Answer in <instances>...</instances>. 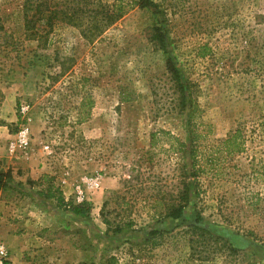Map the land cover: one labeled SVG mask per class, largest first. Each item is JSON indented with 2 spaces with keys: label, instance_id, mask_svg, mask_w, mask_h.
<instances>
[{
  "label": "rangeland",
  "instance_id": "rangeland-1",
  "mask_svg": "<svg viewBox=\"0 0 264 264\" xmlns=\"http://www.w3.org/2000/svg\"><path fill=\"white\" fill-rule=\"evenodd\" d=\"M26 1L0 0L4 264H264V0H103L128 4L103 34L59 22L47 42L27 37ZM158 28L166 49L152 40ZM21 103L32 131L22 155L8 148ZM161 129L184 150L161 133L153 145ZM238 131L244 150L229 153ZM95 174L101 187L89 191L83 178ZM78 184L89 218L40 195L59 187L70 201ZM181 203V217L161 216ZM154 229L164 232L156 247Z\"/></svg>",
  "mask_w": 264,
  "mask_h": 264
},
{
  "label": "trees",
  "instance_id": "trees-1",
  "mask_svg": "<svg viewBox=\"0 0 264 264\" xmlns=\"http://www.w3.org/2000/svg\"><path fill=\"white\" fill-rule=\"evenodd\" d=\"M139 2L142 7H153L155 9L159 7V4L154 0H140ZM127 6L128 4H125L122 1L108 3L103 0H36L34 2L27 0L24 4V30L30 40H43L47 42L49 41L50 32H47L46 29L50 28L52 31L56 26V23L63 22L82 28V34L88 39H93L92 37L103 34L105 30L120 20L125 15ZM0 29L4 30L5 27L0 25ZM166 38L167 34L160 28H158L152 35V40L162 49H166ZM167 69L182 92V106L186 109V91L188 90V87L183 81L175 62L170 57L167 60ZM189 115L190 117H193L194 110L190 111ZM160 133L173 138L177 142L179 141V139L169 131L161 129L160 131L151 134L153 145L156 144L157 137ZM239 138L240 132L238 131L226 140L225 145L227 146L229 153L242 152L244 150V143L243 141H239ZM178 143L180 149L184 150L186 144L184 142ZM191 154L193 160H195V151L192 150ZM195 162L196 161L193 163V177L198 175ZM8 177L9 175L7 173L0 172V189L5 190L9 187ZM185 191L182 200L188 201L189 197ZM40 195L49 200L55 199L58 207L62 209H70L74 214L82 218H89L91 215L92 204L90 199L80 204H76L73 199L66 201L62 190L59 187L53 186L49 187L47 191H41ZM184 207V203H181L178 206H173L168 213L164 215L161 214V216L179 218L183 213ZM132 225L133 222L131 221L126 226L130 228ZM122 229V227H119L117 232H121ZM195 229V231L199 232V235L204 237L206 241L213 239V235L209 231L201 227H195ZM163 233L164 232L161 230L154 229L150 231V237L146 241L151 243L153 247H156L161 244V241H158V239L163 237ZM249 234L256 238L254 233L250 232ZM227 248L230 252L237 251L233 245H229Z\"/></svg>",
  "mask_w": 264,
  "mask_h": 264
},
{
  "label": "built area",
  "instance_id": "built-area-1",
  "mask_svg": "<svg viewBox=\"0 0 264 264\" xmlns=\"http://www.w3.org/2000/svg\"><path fill=\"white\" fill-rule=\"evenodd\" d=\"M31 106L28 103H21L19 106V114L22 118L23 123L21 124L19 130L14 135L13 139L10 141L8 148L12 153L26 154L31 147L32 142V131H31ZM49 149V146L45 147ZM84 182L86 183L89 191L98 190L101 187L102 176L100 174H95L91 177H84ZM76 204H80L89 199L87 194V189H85L81 184L76 185L74 190V197L72 198ZM8 260V250L1 246L0 248V264H4Z\"/></svg>",
  "mask_w": 264,
  "mask_h": 264
}]
</instances>
